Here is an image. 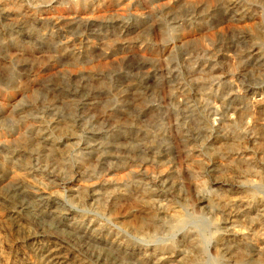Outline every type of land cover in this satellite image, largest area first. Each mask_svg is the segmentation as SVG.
I'll return each mask as SVG.
<instances>
[{
	"label": "bare ground",
	"instance_id": "obj_1",
	"mask_svg": "<svg viewBox=\"0 0 264 264\" xmlns=\"http://www.w3.org/2000/svg\"><path fill=\"white\" fill-rule=\"evenodd\" d=\"M106 1L104 0L103 6L123 4L120 3L121 0ZM139 1L150 13L161 12L171 15L177 12L176 9H181L180 0ZM182 1L197 5L192 7L193 9L189 6L184 7V11L188 8L189 16L195 17L194 15L201 8L198 5L201 2ZM241 2L243 3L240 0H220V5L214 12L219 35L225 30L222 25L229 23L228 25L233 24L242 29V25L251 18L252 14ZM22 3L23 0H0V29L4 32V36L0 35V52L5 54V59L0 56V66L9 65L6 58H9L12 51L18 52L19 57L35 53V48L28 47L30 45L24 43V38L52 48L56 46L55 49L60 58L52 60L47 68L62 74L60 79L63 82L66 78L69 81H78L77 85L74 84L76 88L71 90L74 91L71 97L74 96L75 99L80 97L83 100V103L78 106L81 108H78V111L88 112L95 109L98 106L95 101L96 95H85L92 91L87 79L89 76L86 75L87 70L83 67L84 64L91 62L92 54L89 48L73 52L70 48L73 41L66 39L58 45L54 32L40 34L36 30H29V18L36 16L43 9L41 3L48 4L49 7L57 4L62 7V11L57 8L55 10L48 8L45 11V17L54 24L55 28L64 29L69 24L78 22L92 24L99 21L101 6H95L93 0H33L35 7L30 8H24ZM92 8L93 13L89 16ZM127 9H131V6L129 5L125 10ZM172 16L174 18L176 14ZM135 17L138 22L143 20V15L138 11ZM262 30L264 32L263 27ZM259 32L257 30V33L251 36L253 43L242 52L239 61L245 67L264 72V46H262L264 33ZM188 35L183 34L180 38L183 47V52L182 50L180 52L186 56L190 52H188L190 46ZM241 38L246 40V37ZM240 41L230 42L229 49L236 48ZM222 47H224L223 42H215L212 49L197 45L194 49L196 57L193 71L211 79L212 83L200 84V82L192 89H182L173 95L177 102L169 110L172 117H175L172 128L178 131L175 136L179 148L178 171L179 175L188 181L189 187L193 188L200 210H207L212 215L211 225L215 226L213 235L215 253L217 252L214 260L220 264L224 260L226 264H264V82H262V89L256 90L252 87L242 89L238 85L235 87L232 79L226 80L224 76H217L220 70L217 63L218 57L214 51ZM121 51L127 54L125 57L135 56L138 60V68L142 72L138 81L133 83L132 92L123 93V102H128L126 99L132 97V101L127 104H130L132 108L134 106L139 117H145L144 119L147 116L152 117V113L160 107L150 104L148 98L144 97L143 92L146 89L143 90L141 85L144 80L150 83L158 79L154 66L163 61L167 62L165 56L171 57L174 48L165 46L159 53L151 44H145L141 47L124 46ZM223 57L229 56L226 54ZM62 61L68 63V68L65 70H61L62 67H66L63 66ZM170 63L171 61L167 63V67ZM15 77L12 76L11 80L17 84L19 80ZM11 90L4 91V94L0 92V116L21 111L17 105L25 92L20 88L13 93ZM212 97L218 101L215 106L211 105ZM39 103L32 105L35 107ZM41 104L46 105L42 107L40 105V108H37L38 115H27L24 121L19 122V133L21 132L22 135L15 143L0 139V146L11 155L10 160L13 164L16 157H24L23 160H26L22 162L21 158L18 159L23 168L21 173L0 165V178L7 179L9 182L7 189L9 193H12L11 197L21 203L18 211L2 215L1 219L5 226L27 233L26 243L33 246L34 252V256L30 254L28 258L29 264H97L94 261L96 256L93 257L92 254L91 256L85 253L76 255L74 252L73 254V248L67 247L69 244L67 240L70 239L71 234H75V237L80 236L94 245H103L105 250L103 248L102 250L106 252L107 258L112 257L119 264L132 261L136 264H198L204 256L206 247L203 246L207 242L203 241L202 233L195 229H188L187 224L191 216L188 219L184 210H182L183 213L179 212L180 210L173 205L176 184L170 173L172 166L167 168V164L171 163L169 160L174 149L173 145L166 139L158 142L155 136L149 134L141 138L137 129L124 125H116L113 130L103 134L85 128L82 132L86 136L73 133L71 136L59 139L55 137L54 132L60 130L58 125L61 122L57 123L58 119L47 121L49 115L57 110L55 103H47L45 100ZM120 109L123 110V108ZM119 113L125 114L124 111ZM111 116L112 113L109 114V117ZM212 116L218 117L214 119L213 125L210 124ZM260 121H262L261 124ZM68 127L75 131L74 126ZM152 131L155 130L152 129ZM71 139H74L75 143L68 144ZM72 145L78 147L80 151L75 172L69 174L65 171L58 176L52 175L48 178V182H44L41 177L43 174L38 168L39 162L47 160L67 167L68 163L64 159L62 147L70 149ZM203 152L205 156L209 154L212 158H219V166L214 165L210 171L216 178L209 188L200 181L198 173L200 168L198 158ZM34 174L41 175L36 182L37 196L29 192L28 178ZM76 176H80V180ZM81 178L85 182H82ZM60 184L65 186L62 192L58 189ZM261 191L262 196L259 195ZM22 200L26 204H22ZM122 201L132 202L145 215L140 222L133 224L131 221L130 224L129 217L115 216L116 208L114 207ZM86 202L95 205L97 210H102V214L115 217L116 222L109 220L108 224H101L98 220H94V217L90 219L74 211L78 205L81 206L82 203L86 205ZM93 206L91 207L94 208ZM97 210L95 211L99 212ZM45 222L48 223L47 226H50L54 239L58 241L45 240L31 231L30 223ZM111 224L113 227L110 226ZM160 235L168 238L178 237V241L156 244ZM134 238L146 241L147 245H139L136 240H133ZM98 257L100 259L99 255Z\"/></svg>",
	"mask_w": 264,
	"mask_h": 264
},
{
	"label": "rangeland",
	"instance_id": "obj_2",
	"mask_svg": "<svg viewBox=\"0 0 264 264\" xmlns=\"http://www.w3.org/2000/svg\"><path fill=\"white\" fill-rule=\"evenodd\" d=\"M93 1L95 6H101L99 21L95 22L96 24H81L80 22H78L76 24H69L70 27L67 26V28L64 29L55 28L54 24H52L51 21L45 17V11H47L48 8L53 10L57 8L59 11H62V7H59L57 4H53L49 7L48 4L41 3L43 9L41 8L42 10L38 12L36 16H31L29 18V30H36L40 34L54 32L57 36L56 43L58 45L65 42L66 40H72L73 43L70 48L73 52H80L84 50L83 48H85V50L89 48L88 50L90 54H92L90 55L91 62L84 64L83 67L87 70L86 75L89 76V78L87 79L92 91L90 92V94L85 95L95 94V101L96 103H98V106L95 109H92V111H78L79 109H81L78 106L83 103V100L80 97L76 99L74 98V96L71 97V93L74 92L71 90L76 88L75 86L77 85L78 81H69L67 80L68 78H66V81L63 82L60 79V75L62 74H57L55 70H50L47 68L52 60H59L60 58L59 53L56 52V46L52 48L51 46H45L35 40L24 38V43L30 45L28 47H32L33 49L35 48V55L26 54L19 57L17 55L18 52L12 51L9 55V58H11L12 61L9 58H6L9 65L0 66V92L4 94V91L10 92V90L12 89L11 91L13 93V91H16L18 88L25 92L21 97V102L17 105V108H21V111L0 116V139L15 143L22 135L20 134L21 132L19 133L20 123L24 121V118H26L27 115H38V113H36L38 111L37 108H40V105L41 107L45 106L46 104H41V102L43 103V101L45 100L47 101V103H55L57 110L49 115L47 121L58 119L57 123L61 122V124L58 125V129L60 128V130L54 132L55 137L59 139H62L66 136H71V134L73 133L86 136L82 132L85 128H88L89 131L93 130L97 133L103 134L108 130H113V127H115L116 125L134 127L138 130L141 138H143L145 134H149L151 136H155L158 142H162L164 139H166L173 145L174 148L172 150L171 159L169 160L171 161V163L170 165L167 164V168H169V166H172L170 167V173L174 178L176 184V188L174 189L173 193V205L180 210L179 212H182V210H184V214L188 219L191 216L187 224L189 226L188 229H195V231H199L200 234L202 233L201 237L204 236L202 237L203 241L205 240L207 242H204L205 244L203 247H206V250L203 258L198 264H213V262H215L214 264H220V262H216V260H214L217 252L215 253L216 247L214 244L213 235V233L215 232V226L211 225L212 215L207 210H200L198 198L196 195H194V191H192L193 188L191 186L189 187V183L185 179V177L183 179V176L179 175V148L177 147L178 144L175 137L177 136L178 131L177 129L174 130V128H172L174 124L173 118L175 117H172L171 111L169 109H171L174 103L177 102L173 97L176 92H180V90L182 89H192L196 84L200 82V84H202V82L212 83L211 79L209 80L205 76H202L199 73L193 71V65H195L196 57V52L194 49L197 47V45L211 47L212 49L215 42H223L224 47L220 49L216 48V50L214 51V54L218 57L217 63L219 64L218 66L220 70L217 73L218 75H216L224 76L226 80L232 79L235 87L238 85L242 89H248L249 87L255 88L256 90L262 89L261 87L263 86L262 82H264V72L259 69H253L252 67L243 66L244 64L242 65L240 63L239 57L241 56L242 52L246 51L247 47H249L253 43L251 41V36L255 35V33H257V30L258 32L260 31L259 33H264L262 32V27L264 28V0H240L243 1L244 4L242 2L241 3L244 8H246L247 6L248 12L252 14L251 18L247 20V23H244L242 25V29L235 27L233 24L228 25L229 23L224 24V26L222 25L225 30L221 35L217 33L219 29L217 28L218 25H216L215 23L216 19H214V12L215 9H217L218 5H220V0H196L198 2H201L200 4H198L201 8L197 12L198 14L196 13V15H194L195 17L189 16L190 13L187 11L188 8L184 11V7L189 6V8H192L197 5L180 0L179 4L181 6V9H176L177 12L172 13L176 14L174 18L172 14L167 15L161 12L150 13L148 9L145 10L146 6L142 2L140 3L139 0H121L120 3H123L121 6H112L110 4L103 6L104 0ZM22 5L24 6V8L35 7L33 0H23ZM129 5L131 6V9L125 10ZM101 8L103 9L101 10ZM135 11H138L143 15V20L139 22L136 20ZM92 13L93 8L89 11V16L92 15ZM164 34H166L165 37ZM183 34L188 35V38L190 37L188 39V45H190L188 52H190L187 56L184 55V53L182 54L180 52V50H182L183 52V47L180 43V38ZM0 35L4 36V32L1 29ZM241 37H246V40H243ZM262 39L264 40V37H262ZM238 40L241 41L237 43V47L229 49L228 44L232 41L237 42ZM263 40L262 46H264ZM145 44H151L152 47L157 49L159 53L163 51L165 46H171L172 48H174V53L172 54L173 57L165 56V58H167L168 60L167 62L163 61L159 65L156 64V66H154L156 67L154 72L156 74V78L158 79L155 82L150 83L145 80L142 82V89H146L143 92L145 94L144 97L148 98L150 104L160 107V109L152 113V117L147 116L146 119H144L145 117L140 118L137 110L134 109V106L132 108L130 104H127L128 102L132 101V97L126 99L128 100V102H123V93H125L126 91V93H128V91L129 93L132 92V87H134L133 85L138 81L137 79H139L142 72L138 68L137 58L132 55L125 57L127 54L124 53V55L123 51H121L122 47L124 46L141 47V45L143 46ZM185 48L186 46L184 47V49ZM226 54L229 57H223V55ZM218 55H220L221 58ZM0 56L5 59V54H2L0 52ZM110 56H113L115 58ZM188 59L190 60V63ZM65 61H62V64L66 67H62L63 69L61 70H65L68 68V63H66ZM170 61L171 63L167 67V63ZM15 75L17 77H15ZM12 76L19 80V82H16L17 84H14V81L11 80ZM211 99V101L209 100L211 102V105L215 106L218 102L217 99H213V97ZM35 102L40 103L38 106L33 107V105L36 104ZM120 108H123V110H121ZM108 111H112L111 117H109V114L111 113H109ZM115 111L117 113H115ZM121 111H124L125 114L123 113V115H121V113H119ZM82 112H84V114ZM216 118L218 119V117L212 116V118H210V124L213 125L215 123L214 119ZM259 123L261 124L262 121H260ZM68 126H74L75 131ZM152 129L155 131H152ZM73 140L74 139H71L68 144L75 143V141ZM69 148L70 149H65L64 147H62V150L64 151V159L67 161V167L69 169H67V167L55 164L52 161L41 160L39 162L38 168L43 175L41 176L40 174H34L33 176H30L28 178L29 192L33 196L38 195V187H36L37 179L42 177L44 179V182H48V178L52 177V175L58 176L65 171H68L69 174H73L75 172L76 160L78 155H80V151L78 147L73 145ZM7 153L8 152H6L0 146V165L11 168L14 172H23V168L18 162V159H20L21 157H16L13 160L14 164H16L14 165L12 163V160H10L11 155ZM206 155L207 156H205V153L203 152L200 158H198L200 160V168L198 169V173L200 181L205 183L206 188H209L210 185L212 186L216 178V176H214L213 173H210V171L212 170V167L214 165L219 166V158H212L209 154ZM23 159L24 157L21 158L20 161H26ZM76 177L80 180V176ZM82 182H85V180H83ZM8 183L9 182L6 178H0V264H29L28 258L31 255L34 256V252L33 246L30 243H26L27 233H22L17 231L15 228L13 229L9 226H5L1 219L2 215H6L13 211L15 212V210L18 211L21 206V203H18V201H16L17 199L11 197L12 193H9L7 189ZM58 189L62 192L65 190V186H62V184H60ZM260 193L259 195L262 196V191ZM23 201L24 200H22V204H26V202ZM86 203V205H83V203L81 204V206L78 205V208H76L74 211L85 215L87 218L90 217V219H93L94 217V220H98V222H100L101 224H108L107 221L109 220L112 222H116V220L114 219L115 217L113 218L107 216L108 214H102V210H97L96 207H94L95 205L93 206L90 202ZM89 204L91 205L89 206ZM91 206H93L94 208H92ZM114 209V211L116 212V217H129L128 222L130 224L132 222L133 224L138 223V221L140 222V220H142V218L145 216L138 210L135 204L128 201L119 202L114 207ZM95 210L99 212H96ZM46 224L48 223H30L31 231L38 237L45 240H55V236H53L50 226H47ZM112 225L113 224H111L110 226L113 227ZM119 226L121 225L119 224ZM79 237L80 236L77 237L76 235L75 237V234H71L70 239H66L69 243L67 244V247L69 249H74H72L73 254L76 253V255H80L82 253H85L90 256L92 254L93 257L96 256L94 261L97 264H105L104 262H106V264H114L117 261L114 258L112 259V257L107 258L105 254L106 252L103 251L105 250L103 248V245H94L92 242L90 243L86 239ZM133 240H136L139 245H147L146 241L144 242L140 238H134ZM55 241L58 240L56 239ZM166 241L177 242L178 237L168 238L162 237L160 235L156 244H163V242ZM98 255L100 256V259H98ZM101 256L103 259L101 258ZM122 263L136 264L133 261L120 262V264ZM116 264H119V262L117 261ZM221 264H226V260H224V262H221Z\"/></svg>",
	"mask_w": 264,
	"mask_h": 264
}]
</instances>
